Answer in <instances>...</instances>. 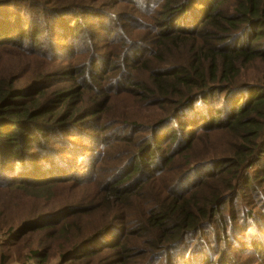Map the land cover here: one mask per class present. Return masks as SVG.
<instances>
[{
	"label": "trees",
	"instance_id": "16d2710c",
	"mask_svg": "<svg viewBox=\"0 0 264 264\" xmlns=\"http://www.w3.org/2000/svg\"><path fill=\"white\" fill-rule=\"evenodd\" d=\"M99 1L0 0V192L21 191L11 202L0 198V264H31L51 252V247L32 249L36 247L16 236L28 224L43 233L37 240L48 236L59 247L54 252L67 254L71 263L98 257L91 264H126L128 247L122 243L129 212L141 208L133 206L138 191L141 204L152 205L142 210L137 235L164 255L183 248L170 264H264V243L257 240L264 224L248 242L251 251L234 254L231 248L238 247L231 237L239 205L247 199L246 190H256L258 184L262 211H245V223L264 218V0H155L161 11L144 14L156 18L152 24L134 12L142 14L140 0H119L133 10L109 13L110 18ZM85 17L97 28L85 27ZM106 27L110 35L104 41ZM131 30L135 38L127 37ZM115 33L123 37H113ZM80 35L91 49L75 46ZM108 45L116 51L100 52ZM70 48L59 61L58 52ZM4 60L29 71L16 73ZM128 69L129 74L117 76ZM115 96L120 105L135 102L165 116L146 128L125 123L117 129L118 122L111 120L113 138L133 127L145 134L126 173L119 168L108 180L99 174L89 182L77 181L78 188L89 191L86 199L74 197L73 185L47 177L36 184L5 186L3 171L16 173L19 163L31 164L30 158L38 167L35 159L44 155L54 134L109 115ZM121 117L130 121V116ZM63 141H57L58 147L67 145V152H73ZM215 143L227 153L214 149ZM212 160H219L214 173L196 177L191 188L180 185L196 165ZM138 176L154 179L151 184L164 180L168 196L145 191L148 179L133 184ZM58 188L69 191L52 193ZM54 202L66 207L52 210ZM62 213L66 217L57 219ZM108 229L126 231L116 240L120 256L112 261L102 260L107 254L102 248L90 249L92 240ZM143 251L139 256L147 255Z\"/></svg>",
	"mask_w": 264,
	"mask_h": 264
},
{
	"label": "rangeland",
	"instance_id": "374dc122",
	"mask_svg": "<svg viewBox=\"0 0 264 264\" xmlns=\"http://www.w3.org/2000/svg\"><path fill=\"white\" fill-rule=\"evenodd\" d=\"M132 1H138V0H132ZM141 1V8H139V12L135 11L143 20L147 22V24H152L154 19L156 18H150L148 16H145L144 14L147 12H150L154 9L157 11H161L160 7L155 8V0H140ZM99 3L102 4V6L107 9V13L105 15L107 18H110L109 13L113 14H119L124 13L128 10H133V6H129L126 3H122L119 0H100ZM124 16V14L122 15ZM193 18V17H192ZM84 23H86L85 27L96 29L97 25L93 23H88L89 17L83 18ZM73 21V20H72ZM71 21V22H72ZM105 22V20H104ZM190 23V22H189ZM108 28L106 27L104 37L102 40L106 41L109 38L110 33H107ZM133 31L131 30L130 34L127 35V37L135 38V34H133ZM82 35V33H81ZM79 36L76 40L77 47H84L87 45V49H91V46L88 44H85V40L82 36ZM113 37H123L122 34L115 33ZM114 44V43H113ZM115 45V44H114ZM114 45H108V48H105L103 50H100V52L106 53V52H114L116 51V48ZM118 48L123 47V45H117ZM72 49L70 48L68 52L65 51H59L57 54V57H59V61H64L66 58V55L68 53H71ZM147 53L146 50H142ZM48 52V50H47ZM66 53V54H63ZM5 65L11 67L13 71L16 73H19L21 75H25L29 68L24 64H18L16 62H13L11 60H4L3 61ZM91 69H94V66H91ZM130 69L126 70L123 74H117V76H125L124 74H129ZM126 86H130V83L128 80H125V82H122ZM80 85L79 83H77ZM20 87V85H18ZM63 88L67 87V84H62ZM135 89L132 87V90ZM239 95H242L246 92H237ZM91 95H95L94 92H90ZM236 96V94H235ZM106 100H104L101 104V106L105 103ZM225 104L224 101L221 102L220 105ZM99 105L92 106L87 114L96 108ZM141 106H137L135 102H129L126 105H120L116 101V96L114 98V103L111 106V111L109 115H97L94 120L91 122H85V127L76 126L73 130L68 132H62L59 136L54 134L52 137V144H46V146L43 148L45 150L43 153V156L38 155L35 160L40 161L39 164H37L38 167H34L33 159L30 158L31 164H25V163H19L17 166L16 173H6L3 171L2 181L6 184L5 186L14 185L13 183H23V184H36L38 183L40 177H47L50 178L49 182H52L54 180L61 181L64 183H67L69 185H73L75 190H70L71 193L74 195L76 199H86L90 197V193L87 189H81L78 188L77 181H92L96 176L101 174L102 176H106V179L108 180L112 175H116L119 173V168H122V170L126 173L128 170H125L130 163V161L134 157V153L140 144L143 137H145V134H142L137 129L129 128V130L124 131V129L121 132H118L117 135L113 138L110 135V131L108 130V127L111 123V120L117 121L118 126L117 129L124 125L125 123H136V124H144L143 127L146 128V126L153 124L155 121L164 118L165 116L161 117L163 115V112L159 109H149V108H140ZM143 107V106H142ZM122 115L130 116V121L121 117ZM161 117V118H159ZM133 125V124H132ZM88 127V128H87ZM44 129H47L44 127ZM74 133L75 135H70ZM44 135V136H43ZM46 131L44 130V133L40 134V141L45 139ZM66 140L68 144L74 148L73 152H67V145L63 146V149L58 147L57 141H63ZM124 141L122 143H118L116 141ZM34 142H37L35 140ZM64 142V141H63ZM56 144V145H53ZM35 146L34 143L32 144V147ZM102 148L99 149L98 148ZM214 149H218L222 154L227 153L226 151H223L219 143H215L212 145ZM46 148V149H45ZM35 156V154H34ZM216 156V155H215ZM217 157V156H216ZM219 160H212L209 161L207 164H201L196 165L199 166L197 168H194L192 172L189 174V177L180 185H183L187 188H191L189 182L194 181L196 177L199 179L211 175L215 172L216 169H219V166L216 165V162ZM219 163V162H218ZM16 167V166H13ZM46 169V170H44ZM254 174V172H251ZM37 174V176H36ZM55 174H58V176H55ZM68 179V180H65ZM142 179H148V182L145 186V191H150L149 194H155L157 196H160L162 198L167 197L169 192V185L164 181H160L155 184H151V181L154 179L147 178L145 176L141 177L138 176V178L134 181L133 184L141 185ZM43 181H46L45 178H43ZM48 185V183H47ZM186 188L180 186V190H185ZM261 189V186L258 184L256 186V190L247 189V199L240 203L239 209H240V216L238 220L235 222V227L233 230L232 237L234 239V242L238 245L236 247L235 245H231V248L233 249L234 254L242 253L244 251H251L252 248L249 247L248 242L255 240L257 233L256 228L258 225L264 224V218L262 220L252 218L254 220H250L248 224L245 223L247 221V218L245 217L244 212L245 211H252V212H261L262 211V205L263 202L258 201L259 199H263L259 196V191ZM141 190V187L140 189ZM69 191L65 188H58L52 191L55 195L62 194L64 192ZM21 191H17L15 188L12 189H6L2 188L0 192V198H8L10 199V202L17 199L20 195ZM139 191L136 192V197L134 199V207H141L140 209H137L136 211H130L129 217H128V235L126 239H123V243L127 245V263L126 264H170L171 262H174L173 259L170 257H175L176 252L181 249V247L177 249H173L171 256L164 255L163 253L156 251L153 248H150L146 246V243L148 242L147 238H143L144 236L137 235L138 231L135 229L136 223L141 219L142 210L145 208H150L151 203L147 205L141 204V202L138 200ZM65 203H52L50 206V209L52 210H61L65 208ZM67 213L60 214L57 219H62L66 217ZM46 219H52L51 217ZM54 219V218H53ZM109 220V218H108ZM107 220V221H108ZM107 221L103 224V226L106 225ZM22 225L20 224L18 226V229H20ZM9 228V227H8ZM109 230V229H108ZM102 233L100 236L94 238L96 239V242L93 243L94 240L90 243V249L92 252L96 251L98 248H102L104 252L107 254L103 257L102 260H110L114 258V256L119 255V249L115 247L117 243V239L120 238L122 235L126 233L125 230L123 231H115L114 229H111L109 231L102 230ZM17 233V232H16ZM15 236V235H14ZM16 236L19 238L23 236V243L29 244L31 246H35L36 248L32 249H41L42 251L45 250L47 247H51V252L44 253L42 255H38V258L36 260H33L31 264H91L98 261V257H95L93 259L87 257L83 259L82 261H75L70 262L68 261V258H66L67 254L64 253H55L54 249H59V247L47 236V238L40 242L37 240L38 237H43L42 232H34L33 229H31V225L28 224L26 228L18 230V235ZM36 236V237H35ZM251 236L253 238H251ZM262 237L257 239L260 243H264V235H261ZM93 238V236H92ZM206 242L209 240L204 238ZM14 241H11L12 243ZM111 247V249L109 248ZM147 251L146 256H139L143 253H145L143 250ZM183 249V248H182ZM181 249V251H183ZM23 251V250H21ZM27 251V250H24ZM21 253V252H20ZM124 255V252L122 253ZM40 260V261H39ZM114 260V259H113ZM68 261V262H66Z\"/></svg>",
	"mask_w": 264,
	"mask_h": 264
}]
</instances>
